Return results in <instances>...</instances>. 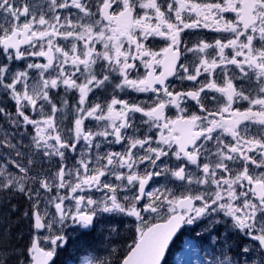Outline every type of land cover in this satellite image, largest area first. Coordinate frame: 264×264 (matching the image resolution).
Listing matches in <instances>:
<instances>
[{"label": "snow or ice", "instance_id": "1", "mask_svg": "<svg viewBox=\"0 0 264 264\" xmlns=\"http://www.w3.org/2000/svg\"><path fill=\"white\" fill-rule=\"evenodd\" d=\"M186 233L264 264V0H0V264H168Z\"/></svg>", "mask_w": 264, "mask_h": 264}, {"label": "rangeland", "instance_id": "2", "mask_svg": "<svg viewBox=\"0 0 264 264\" xmlns=\"http://www.w3.org/2000/svg\"><path fill=\"white\" fill-rule=\"evenodd\" d=\"M133 231H134V229H133ZM69 232H70V241H69L68 249L71 250L74 247V243L79 244V242H77L78 240L76 239L78 233H72L71 230H69ZM121 235H124V240H127L128 243H131V240L128 239V236H129V228L128 227H124L121 230ZM189 235L190 234L186 233L184 237L179 239L176 250H173L170 253V255L168 256L170 258L169 263L186 264V261H188L190 259L192 264H200L199 259H197V252L190 251L188 249L186 243H185V241L189 238ZM91 254L92 253L87 252V251L84 253H81L78 256L77 264H80V261L83 259V256L91 255ZM199 256L201 258H203L205 261H207V259H208L206 256H204L203 253H199ZM68 257H69V252L67 251V255L63 256L61 258V260H59L58 264H65V261L68 259Z\"/></svg>", "mask_w": 264, "mask_h": 264}, {"label": "flooded vegetation", "instance_id": "3", "mask_svg": "<svg viewBox=\"0 0 264 264\" xmlns=\"http://www.w3.org/2000/svg\"><path fill=\"white\" fill-rule=\"evenodd\" d=\"M202 35H203V36H207V37H212V36H214L215 34H214V33H209V32H203ZM154 46L157 47V48H159V47L163 46V42H161V41H156L155 44H154ZM131 95L135 96V95H137V94L132 93ZM140 98H143V96H141ZM174 111H175L174 109L171 110L170 114L173 113ZM93 235H94V234H93ZM178 241H179V239H178ZM77 242H79V241H77Z\"/></svg>", "mask_w": 264, "mask_h": 264}, {"label": "trees", "instance_id": "4", "mask_svg": "<svg viewBox=\"0 0 264 264\" xmlns=\"http://www.w3.org/2000/svg\"><path fill=\"white\" fill-rule=\"evenodd\" d=\"M25 206H26V205H25ZM120 239H121V240H124V235H121ZM117 246L119 247L120 245L118 244ZM176 248H177V247H175V249H173V250H176ZM66 255H67V251H66V252H63V253L61 254L60 258L58 259L57 264H58L59 260H61V258H62L63 256H66ZM169 260H170V258L168 257V264H172V263H169Z\"/></svg>", "mask_w": 264, "mask_h": 264}]
</instances>
